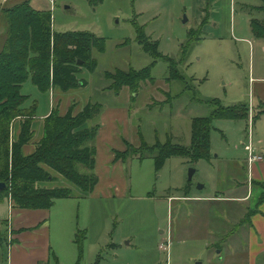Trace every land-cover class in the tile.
Returning a JSON list of instances; mask_svg holds the SVG:
<instances>
[{
	"label": "rangeland",
	"instance_id": "1",
	"mask_svg": "<svg viewBox=\"0 0 264 264\" xmlns=\"http://www.w3.org/2000/svg\"><path fill=\"white\" fill-rule=\"evenodd\" d=\"M19 1L49 10L55 33L88 32L105 40L103 53L91 51L95 71L82 70L78 75L85 87L63 93L57 88L41 92L30 79L22 85L21 94L28 98L24 107H36L35 125H41L52 109L64 115L71 103L81 107L99 103L101 111L89 125L102 129L107 109L128 111L110 121L107 135L92 142L98 184L90 194L82 196L64 182L50 184H64L72 197L55 201L48 210V264H242L244 229L249 226L246 204L241 209L233 204L228 217L223 211L230 204L218 201L198 215L196 202H181L180 197L244 190L243 173L234 160H243L244 148L255 147L256 141L252 133L247 136L244 121L212 116L217 105L248 106L249 99L256 104L258 92L264 95V81L258 80L264 79V39L256 38L249 25L251 19H264V0H103L95 8L85 0H0L3 43L7 26L2 8ZM135 26L176 65L178 74L169 77L175 80L166 82L167 62L154 60L136 42ZM146 68L153 80L138 91L123 88L116 95L106 90L110 82L104 79L105 72ZM194 118L211 121L209 162L170 157L156 171L153 156L139 159L144 153L130 151L124 163H107L109 151L124 149V142L138 150L140 137L146 147H162L167 138L189 145ZM35 140L34 135L31 144ZM190 169L194 173L189 180ZM171 197L175 199L169 201ZM7 212L4 203L0 222ZM78 232L85 234L81 252L74 242ZM4 234L8 237L7 231Z\"/></svg>",
	"mask_w": 264,
	"mask_h": 264
},
{
	"label": "trees",
	"instance_id": "2",
	"mask_svg": "<svg viewBox=\"0 0 264 264\" xmlns=\"http://www.w3.org/2000/svg\"><path fill=\"white\" fill-rule=\"evenodd\" d=\"M85 1L95 8L103 0ZM2 15L7 28L0 49V183L5 184V189L0 191V201L9 200L20 210H49L55 201L71 198L72 192L67 186L40 188V183L64 182L76 188L82 196L90 194L97 185L98 178L94 173L96 149L92 142L100 127L89 125V122L99 115L102 107L99 103L88 102L75 113L73 103L64 115L52 109L43 119L41 138L33 145V150L25 154L34 137L32 126L36 107H24L28 98L21 94V88L28 79L41 92L57 88L66 93L85 87L86 82L78 75L82 70L95 71L97 62L91 57V51L103 53L105 40L88 32H53L51 12L36 9L30 1H19L3 9ZM205 24L202 19L201 25ZM249 25L256 38L264 39V19H251ZM135 33V40L143 51L154 60L162 58L167 62L168 77L165 81L175 80L169 77L171 73L178 74L176 65L157 52L156 45L149 42L141 28L135 26ZM103 76L110 82L106 90L114 94L123 88L130 92L138 91L142 84L153 80L149 68L139 72L115 70L113 73L105 72ZM263 110L264 106L259 112ZM248 113L246 105L231 108L217 105L212 117L246 122ZM16 122H19V133L13 141L12 127ZM211 130L210 119L194 118L189 145L174 144L167 138L162 147H146L140 137L138 150L130 149L125 143L124 151L114 152L113 161L124 163L131 151L138 155L144 153L139 159L153 156L156 171L170 157H182L191 163L209 162ZM254 185L262 190L258 203H264V184ZM6 231L7 222H0V242L5 239L3 233ZM84 235L81 232L75 235L74 242L80 252Z\"/></svg>",
	"mask_w": 264,
	"mask_h": 264
},
{
	"label": "crops",
	"instance_id": "3",
	"mask_svg": "<svg viewBox=\"0 0 264 264\" xmlns=\"http://www.w3.org/2000/svg\"><path fill=\"white\" fill-rule=\"evenodd\" d=\"M5 8H2V10ZM2 13V11H1ZM1 32L4 33V28H2ZM2 33H0V49L3 46ZM251 80H254L251 78ZM264 81V79H258ZM55 88H52L54 91ZM253 93V92H252ZM256 96L257 102L253 104L251 99H249L248 109V120L245 122L246 126L249 130L247 136L251 137L253 142L256 141L255 147L253 144L250 146L251 151L255 156H260L261 160L257 162L249 163V146H244V158L241 161H235L234 164H238V167L241 169L243 173V179H241L243 191L239 192V189L230 194V195H222V194H214L212 197H200V198H190L188 196L180 197V201H189L196 202L195 212L196 214L199 212L202 213L205 211L206 206H211L215 202H228L230 204V209L227 211L224 210L225 216H231L232 213V205L235 207H239L241 209V204H246L247 211L249 217V226L244 229L245 237L242 242V246L244 249V260L242 264H264V203H258L259 196L262 190L259 187H252L255 183L264 184V110L260 113V109L264 106V95L262 92ZM117 95V94H116ZM84 103V102H83ZM72 104V103H71ZM70 104V105H71ZM75 108L74 112H79L83 107L78 105V103H74ZM69 105V106H70ZM68 106V107H69ZM68 109V108H67ZM67 111V110H66ZM51 112V110H50ZM46 115L48 116L49 113ZM260 113L257 116V114ZM128 114L127 109H107L106 112L102 115V120L107 123L105 128H99L97 133L99 137L103 133L107 135L109 130L112 129V125L110 124L111 120H116L117 116H121L122 118ZM42 118L41 125H35L33 123L32 129L34 131V135L36 136V140L33 141L31 146H29L26 150L25 154L30 153L34 144L39 141L42 136ZM255 132V133H254ZM19 133V122H16L12 127V139L15 141L18 137ZM255 139V140H254ZM125 140L122 141V143ZM126 142H124L125 145ZM126 147V146H125ZM122 150H117V152H122ZM114 150L109 151V155L107 154V163L111 165H115L117 163H122L121 161L114 162ZM97 155V152H96ZM96 157V156H95ZM239 164H242L239 166ZM95 167H96V159H95ZM253 183V184H252ZM53 183H40L38 186L40 188H53L54 186H50ZM62 184V183H61ZM60 184V185H61ZM98 184V183H97ZM64 186V184H63ZM175 198H168V200H174ZM178 199V198H176ZM6 204L8 212H7V232L8 237H6L2 242H0V264H48L51 256L50 253V244H49V227L47 217L49 216L48 210H20L19 208L13 207L9 200L0 201V206ZM197 208V209H196ZM201 208V209H200ZM30 211V212H27ZM226 212V213H225ZM233 235H229L228 239L230 240ZM3 251L5 253H3Z\"/></svg>",
	"mask_w": 264,
	"mask_h": 264
},
{
	"label": "built area",
	"instance_id": "4",
	"mask_svg": "<svg viewBox=\"0 0 264 264\" xmlns=\"http://www.w3.org/2000/svg\"><path fill=\"white\" fill-rule=\"evenodd\" d=\"M248 146H249L248 147V151H249V163H251V162H257V161L261 160V157L260 156H255L252 153L250 145H248ZM160 249L163 250V251H165L166 250V246L161 245L160 246Z\"/></svg>",
	"mask_w": 264,
	"mask_h": 264
},
{
	"label": "water",
	"instance_id": "5",
	"mask_svg": "<svg viewBox=\"0 0 264 264\" xmlns=\"http://www.w3.org/2000/svg\"><path fill=\"white\" fill-rule=\"evenodd\" d=\"M186 20H184L185 22ZM194 173V170L193 169H190L189 170V173H188V179L190 180L192 175ZM3 189H5V184L4 183H0V191H2ZM198 189H202V186H199Z\"/></svg>",
	"mask_w": 264,
	"mask_h": 264
}]
</instances>
